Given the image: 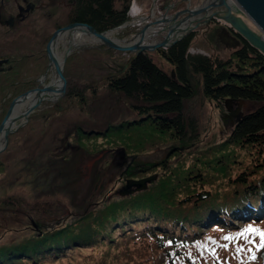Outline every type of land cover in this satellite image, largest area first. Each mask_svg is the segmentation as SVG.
I'll list each match as a JSON object with an SVG mask.
<instances>
[{
  "label": "rangeland",
  "instance_id": "rangeland-1",
  "mask_svg": "<svg viewBox=\"0 0 264 264\" xmlns=\"http://www.w3.org/2000/svg\"><path fill=\"white\" fill-rule=\"evenodd\" d=\"M130 1L131 20L114 34L118 39L130 40L143 24L167 12L161 7L163 0ZM117 3L120 7L121 3ZM137 13L143 19L135 21L137 16H133ZM69 15L65 6L50 5L36 8L9 34L6 26L0 28L3 30L0 56L8 57L11 65L9 70L0 72V122L16 96L36 87L44 73H51L45 45L52 32L67 23ZM241 16L257 30L245 15ZM213 29L211 24L195 30L188 52L231 58V49L225 47ZM159 38L160 35H155L149 41ZM64 47L59 41L57 51L61 53ZM146 53L163 70L171 71V64L159 51ZM132 54L86 38L66 59L63 97L57 102L43 101L27 120L16 122L18 126L10 133L7 147L0 152L3 261H13L7 257L8 250L21 248L26 254H15L17 264H135L130 261L135 257L129 255L132 244L122 242L124 238L116 234L113 236L118 239L102 241L101 234L108 233L123 218L139 214L144 205L150 208H145V213H153L155 208L163 210L170 202L174 204L201 188L189 180L194 179L197 184L204 181L205 187L214 193L215 188L224 191L216 187L220 182L224 185L221 177L237 176L243 169L252 170L253 159L258 158L259 166L264 167V151L259 152L255 145L228 142L236 119L228 117L224 103L216 104L204 96L197 74L191 79L193 95L183 101L184 120L193 126L187 128L183 139L175 138L173 131H158L147 118L138 124L140 115L131 107L134 101L111 92L105 79V75L118 74ZM247 66L239 69L247 71ZM49 80V76L44 79ZM70 89L79 91L80 95H67ZM228 104L239 115L258 105L245 100ZM108 126L110 131L105 130ZM83 130L92 133H82ZM75 131L79 132L76 136ZM152 175L154 180L147 182L144 189L121 194L127 180ZM199 177L202 180H197ZM258 218L257 223L239 228L240 237L219 229L207 230L198 243L203 248L191 257L198 264H241L242 258L252 257L262 244L258 232L247 235L246 231L252 227L264 232L263 221ZM252 233L256 235L253 237ZM75 236L81 242L74 243ZM226 236L230 239L225 240ZM94 239L98 242H90ZM58 240L67 248L65 254L55 256ZM142 246L140 243L133 246L136 253ZM148 250H142V261L147 257L151 260ZM150 260L145 264H160L159 258Z\"/></svg>",
  "mask_w": 264,
  "mask_h": 264
},
{
  "label": "trees",
  "instance_id": "trees-1",
  "mask_svg": "<svg viewBox=\"0 0 264 264\" xmlns=\"http://www.w3.org/2000/svg\"><path fill=\"white\" fill-rule=\"evenodd\" d=\"M117 2L121 3L120 7ZM129 6L130 0H77L70 11L72 18L67 23L86 22L99 31L108 30L127 21ZM193 37L192 32L159 52L171 64L173 76L171 71L166 72L158 66L148 53L142 52L128 62L122 73L105 75L107 88L134 101L131 107L140 115L138 124L147 118L158 131H173L175 138L181 140L186 136L187 128L193 127L191 122L187 124L184 120L182 108L183 101L193 95L191 79L197 74L201 78L204 96L216 104L224 103L227 98L258 103L236 120L228 142L240 146L255 145L259 152H263L264 55L241 37L242 46L232 53L231 58L222 59L200 52L190 53L188 48ZM243 66L249 69H239ZM70 93L80 95L74 89L68 90L66 94ZM105 130L110 131L109 126ZM84 132L89 134L83 130L82 133ZM78 133L75 131L74 135ZM257 159L252 160V170L243 169L237 176L229 174L221 177L224 185L220 182L216 187L224 188L223 192L215 188L212 193L211 189L205 187L204 181L197 184L194 179L189 180L195 186L201 185L198 186L201 188L184 195L174 204L170 202L171 205L164 206L163 210L155 208L153 213H145V208L149 207L144 205L141 209L143 211L123 218L108 233L103 232L99 239L109 241L117 238L113 234L124 238L122 242L132 244L129 255L136 258H130L135 264H145V261L150 260V257L143 261L140 259L145 248L152 251L148 255L152 256L150 262L159 258L160 264H198L191 255L203 248L198 243L202 242L207 230L219 229L240 237L241 232L238 231L241 226L257 223L254 217L256 210L263 216L258 220L263 221L261 226L264 227V167L259 166L260 161ZM258 170L260 175H257ZM255 235L256 233L251 234L253 237ZM92 237L93 234H90V238ZM73 239L74 243L81 242L76 240L79 239L77 236ZM240 240L246 244L243 239ZM60 242L61 240L57 241L55 256L63 252L65 254L67 247L63 244L62 247ZM90 242L97 243L98 239ZM139 243L143 246L136 253L137 248L133 246ZM188 252L189 255H186ZM4 253L0 251V264H17L15 254H26L21 248L8 250L7 257L13 261L5 262L2 260ZM253 253L252 257H244L239 263L264 264V246L261 244Z\"/></svg>",
  "mask_w": 264,
  "mask_h": 264
},
{
  "label": "water",
  "instance_id": "water-1",
  "mask_svg": "<svg viewBox=\"0 0 264 264\" xmlns=\"http://www.w3.org/2000/svg\"><path fill=\"white\" fill-rule=\"evenodd\" d=\"M188 6L185 9L170 15L161 14L158 17L151 19L140 27V30L135 34L139 38L133 43H128L127 40L110 38L106 36V31L114 30L125 25V22L108 30L99 31L94 26L86 22L74 21L67 23L55 29L45 45V54L48 59V68L53 66L56 77V84L47 83L42 85L41 79H38L39 84L36 87L30 88L18 96H16L9 104L8 109L0 122V137L2 143L0 145V152H2L8 144V137L18 126L16 122L20 119L27 120L29 115L40 106L45 99L48 92H53L55 98L50 100L52 102L59 101L66 92V78L64 76V65L67 57L76 47L70 40L67 41L64 50L60 53L61 57L58 59L56 50L60 36L68 32L71 36L76 30L81 31L85 35L94 37L98 40L100 45L108 48H113L126 53H133L128 62L136 55L142 52L155 51L159 48H167L184 38L190 32L196 30L199 26H207L209 22L215 18L222 20L229 28H231L237 35L248 42L252 47L257 49L264 55V0H191V8ZM243 13L255 25L253 29L249 24L238 14ZM153 26L157 27L156 35H160V40L154 42H146L144 38L147 36V30ZM7 62V59H1L0 64ZM128 62L121 66L117 73H122L128 66ZM44 73L41 77L45 76ZM174 75V71H171ZM30 94H34V99L21 112L18 110V104L26 99ZM233 101L227 98L224 101L226 109H230L228 102ZM221 112H223L221 110ZM241 114L236 120L240 118ZM87 133H92L88 131ZM155 176H148L138 180L129 179L121 194H128L135 190L139 191L146 187L147 182L154 180ZM135 186L134 189L128 190Z\"/></svg>",
  "mask_w": 264,
  "mask_h": 264
},
{
  "label": "flooded vegetation",
  "instance_id": "flooded-vegetation-1",
  "mask_svg": "<svg viewBox=\"0 0 264 264\" xmlns=\"http://www.w3.org/2000/svg\"><path fill=\"white\" fill-rule=\"evenodd\" d=\"M205 0H202V2ZM77 0H47L44 2L43 0H0V28L3 26H6V34H9L10 31H12L13 28L16 27V25H19L27 20L28 15H30L31 12H33L36 8H44L46 6H56V4H60L65 6L70 11L75 5ZM131 3V1H130ZM188 6V1L183 0H163L162 1V9L164 11H167L164 13L165 15H170L178 12L179 10L185 9ZM189 7L191 8V0H189ZM129 10V9H128ZM236 13V12H235ZM238 14V13H237ZM72 18L71 14L69 15V19ZM137 20L143 19V15H139L136 17ZM66 20V19H65ZM131 20V19H127ZM125 21V23L127 22ZM134 22V20H132ZM131 21V23H132ZM74 22V21H70ZM68 22V23H70ZM130 22V21H129ZM67 24V23H66ZM211 24L215 29H213L214 33H217L219 39L223 42L225 47L230 48L231 52L238 50L242 46V40L239 35H237L229 26L223 23V25L218 24V20H211L207 26H201V27H210ZM216 24L218 26L216 27ZM215 25V26H214ZM195 31V30H194ZM194 31H192L194 33ZM190 32V33H192ZM3 33V30L0 29V34ZM11 33V32H10ZM189 33V34H190ZM195 35V33H194ZM160 40V38L158 39ZM146 42H154L149 41V37L145 39ZM157 41V40H155ZM171 47V46H170ZM169 48V47H167ZM167 48H159L155 51H161L166 50ZM146 53V52H145ZM160 54V53H159ZM1 55V53H0ZM161 56V54H160ZM163 58V57H162ZM1 59H7V62H4L0 64V72H3L4 70H9L11 68L10 59L8 57L0 56ZM171 71H173L171 69ZM225 107V106H224ZM229 111L228 117H233V119H237L239 114H236L235 111L232 112L231 109Z\"/></svg>",
  "mask_w": 264,
  "mask_h": 264
},
{
  "label": "bare ground",
  "instance_id": "bare-ground-1",
  "mask_svg": "<svg viewBox=\"0 0 264 264\" xmlns=\"http://www.w3.org/2000/svg\"><path fill=\"white\" fill-rule=\"evenodd\" d=\"M132 10H133V9H132ZM237 13H238V12H237ZM239 13H240V12H239ZM239 13H238V14H239ZM241 15H245V14L241 13L240 16H241ZM245 16H246V15H245ZM241 17H242V16H241ZM242 18H243V17H242ZM243 19H244V18H243ZM244 20H245V19H244ZM123 27H124V26H123ZM123 27H119V28H116V29H114V30L106 31V36H108V37H110V38H116V37L114 36V34H116V32H118V31H119L121 28H123ZM199 27H201V26H199ZM199 27H197L196 30H197ZM157 29H158L157 27L153 26L151 29L147 30V36L144 38V40H145L146 38H148V37H149V38L154 37V36L156 35ZM86 38H90L92 41H94V42H96L97 44H99V42H98V40H97L96 38H94V37H90V36H88V35H85L84 33H82V32L79 31V30L74 31V32L72 33L71 36L68 35V32L63 33V34L60 36L59 41L63 42V44L66 46L67 41L70 40V41L72 42V44L76 45V47H77V46L81 45L82 42H83ZM138 38H139V35H136V36H134L133 38H131L130 40H127V42H128V43H133V42H134L135 40H137ZM56 50H57V48H56ZM57 57H58V59H60V57H61L59 51H58V53H57ZM48 71H50L51 73H48V72H47V74L41 78L42 85H45V84H47V83H49V82L57 85V83H56V77H55V73H54V68H53V66H50ZM48 76H49L50 80L47 81V82L44 81V79H45V78L47 79ZM34 97H35L34 94H30V95H28V96L26 97V99H24L23 101H21V102L18 104V106H17V107H18V110L16 109V110L14 111L13 114H16V112H18V111H19V112L23 111L24 108H26L27 105L33 101ZM54 98H55V94H54L53 92H48V94L46 95V97H45V99H44L43 101H50V100H53ZM43 101H42V102H43ZM42 102H41V103H42ZM1 141H2V139H1V137H0V145H1V143H2Z\"/></svg>",
  "mask_w": 264,
  "mask_h": 264
},
{
  "label": "snow or ice",
  "instance_id": "snow-or-ice-1",
  "mask_svg": "<svg viewBox=\"0 0 264 264\" xmlns=\"http://www.w3.org/2000/svg\"><path fill=\"white\" fill-rule=\"evenodd\" d=\"M246 231H247V232H258L259 235H260V237H261V243H262V246H264V232H259L258 229H254V228H252V227L247 228ZM224 239H225V240H228V239H230V237H227V236H226V237H224Z\"/></svg>",
  "mask_w": 264,
  "mask_h": 264
}]
</instances>
